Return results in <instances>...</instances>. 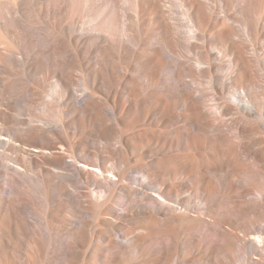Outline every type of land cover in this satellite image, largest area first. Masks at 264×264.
Wrapping results in <instances>:
<instances>
[{
  "label": "bare ground",
  "instance_id": "bare-ground-1",
  "mask_svg": "<svg viewBox=\"0 0 264 264\" xmlns=\"http://www.w3.org/2000/svg\"><path fill=\"white\" fill-rule=\"evenodd\" d=\"M0 264H264V0H0Z\"/></svg>",
  "mask_w": 264,
  "mask_h": 264
}]
</instances>
